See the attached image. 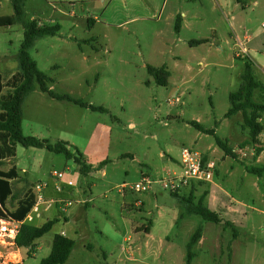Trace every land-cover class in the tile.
I'll return each mask as SVG.
<instances>
[{
    "label": "rangeland",
    "instance_id": "obj_1",
    "mask_svg": "<svg viewBox=\"0 0 264 264\" xmlns=\"http://www.w3.org/2000/svg\"><path fill=\"white\" fill-rule=\"evenodd\" d=\"M248 1L243 0L246 8L238 0L27 1L29 19L60 26L57 35L38 40L32 51L52 80L51 89L106 111L58 101L38 86L26 100L25 136L66 142L100 169L82 175L63 154L17 144L16 157L0 167L16 166L20 176L13 182L9 209L44 182L45 195L59 201L28 221L42 226L59 219L34 249H21L23 264H40L62 232L76 241L65 264H188L187 246L198 229L202 238L190 264H264V178L246 171L264 165V156L256 160L259 143L247 144L251 137L244 118L232 122L226 116L246 61L258 64L255 74L264 85V0ZM11 15V0H0V16ZM23 40V26L0 28L5 82L17 71ZM201 40L206 43L193 44ZM150 67L167 68L168 86L157 82ZM192 122L230 138L239 161L225 156L215 137ZM184 148L214 161L216 178L178 195L193 194L195 202L203 198L219 213L220 224L188 213L156 182L169 170L181 171ZM143 174L153 182L148 191L123 188L141 182ZM226 222L236 226L237 236Z\"/></svg>",
    "mask_w": 264,
    "mask_h": 264
},
{
    "label": "trees",
    "instance_id": "obj_2",
    "mask_svg": "<svg viewBox=\"0 0 264 264\" xmlns=\"http://www.w3.org/2000/svg\"><path fill=\"white\" fill-rule=\"evenodd\" d=\"M27 1L11 0L14 15L0 16V28L14 25H21L24 28V40L17 56V71L6 82L0 74V167L4 162L16 157L17 144H21L26 148L46 149L55 154H63L67 159L74 161L79 168L80 174L88 175L100 168L88 165L83 155L78 151L74 152L68 143L58 142L51 144L46 139L25 136L23 133V106L30 95L36 91L37 86L41 92L58 101L73 103L80 107L91 109L92 111H106L104 108L92 106L69 95L57 94L51 89L49 84L52 80L39 69L37 62L32 57V51L38 40L57 35L60 26L41 25L37 20L29 19L26 11ZM180 29L181 20L178 18L176 31L179 32ZM194 43L200 45L206 43V40L195 41ZM149 72L156 78L160 85L168 86L170 73L166 67L158 69L150 67ZM5 88L10 89L6 94L4 93ZM256 91L261 92V96L257 99L255 98ZM230 101L231 108L226 116L230 118L239 112L242 113L244 126L250 132L251 141L249 143H253L254 145L258 144L259 137L264 131V126L261 122L262 114H264V85L257 79L252 61H246L242 75V84L237 92L230 95ZM191 125L202 133L214 136L217 145L223 150L225 156L236 160L239 159L236 151L229 147L228 142L220 138L214 129L207 130L199 122H192ZM260 152L261 148L257 149V154ZM203 159L204 162L208 161L206 157H203ZM248 172L252 175L262 177L264 174V166L249 167ZM19 178L20 176L16 166H13L8 171L0 169V219H12L20 222L21 226L17 236V244L22 249L32 250L36 245V241L51 232L59 219L49 220L42 226H35L28 222V215L32 212L37 201V197L33 191L27 193L23 199L18 201L15 210L11 211L8 209V202L15 199L13 182ZM172 194L179 199L188 213L198 215L203 220L214 224L222 223L219 213L207 207L204 204L203 198L195 202L193 200V194L189 198L180 197L178 193ZM225 225L232 227L235 236H237L238 229L233 223L226 222ZM201 238L202 231L198 229L187 246L188 264L191 263L195 246ZM75 247V240L62 234H56L54 236L51 254L44 258L40 264H65L69 260Z\"/></svg>",
    "mask_w": 264,
    "mask_h": 264
},
{
    "label": "built area",
    "instance_id": "obj_3",
    "mask_svg": "<svg viewBox=\"0 0 264 264\" xmlns=\"http://www.w3.org/2000/svg\"><path fill=\"white\" fill-rule=\"evenodd\" d=\"M180 168L181 171H169L166 177L156 182L160 183L163 189L170 193H180L190 185L199 183L207 184L213 183L214 181L216 163L211 160L204 162L203 156L192 149L184 148L182 150ZM57 176L58 178H63L64 174L58 173ZM152 184L151 177L143 175L141 182L135 185L125 184L123 188H130L140 193L148 191ZM47 187V182L37 184L33 187L37 201L32 212L28 215V221H32L34 217H40L41 213L39 211L41 209L47 212L59 203V201L45 199L44 191ZM67 205L70 207L71 203L69 202ZM20 226V222L12 219H0V264H23L22 248L17 244ZM62 235L65 236V233L62 232Z\"/></svg>",
    "mask_w": 264,
    "mask_h": 264
},
{
    "label": "crops",
    "instance_id": "obj_4",
    "mask_svg": "<svg viewBox=\"0 0 264 264\" xmlns=\"http://www.w3.org/2000/svg\"><path fill=\"white\" fill-rule=\"evenodd\" d=\"M238 2L240 3V4H242L243 5V0L241 1V0H238ZM247 2H249L248 0H247ZM258 2L257 1H255V4H257ZM248 6V3H247V5L245 6V5H243V8H246ZM184 16H185V14H183V15H181L180 17H181V29H180V31L179 32H181V30H182V28H183V21H184ZM245 38L247 39V41L250 39V38H248V36H245ZM237 56H239V55H237ZM254 63V62H253ZM256 67H258V64L255 62L254 63V69L256 70ZM241 82H242V76H241ZM242 84V83H241ZM241 86V85H240ZM240 88V87H239ZM259 96H261V92L260 91H256L255 92V98L257 99ZM242 119V117H243V114L242 113H237V114H235V115H233L232 117H230L231 119H233L234 118V121H232V122H237V121H241L240 120V118ZM264 119V114H262V117H261V122H262V120ZM215 130V129H214ZM216 131V130H215ZM224 140V139H223ZM225 141H227L228 142V145H229V147H231L234 151H236V149L235 148H233L230 144H232V141H231V139L229 138V139H227V140H225ZM249 142H247V144H248ZM250 144V143H249ZM259 145H260V148H261V152L259 153V154H257V158H256V160H262L263 159V156H264V131H263V133L260 135V137H259ZM242 148V147H241ZM240 148V149H241ZM236 153H237V151H236ZM237 155H238V153H237ZM238 158H239V155H238ZM236 160V159H235ZM256 160H255V162H256ZM237 161H239V159L237 160ZM255 162H254V165H255ZM264 165H261V166H257V165H255V166H247L246 167V171L248 172V168L249 167H263ZM169 171H173V170H169ZM248 174L249 175H252V174H250L249 172H248ZM144 175V174H143ZM146 175V174H145ZM255 177H258L259 179H263L264 178V174H263V176L262 177H259V176H257V175H254ZM215 178H216V173H215V176H214V181H215ZM46 191V190H45ZM45 191H44V197H45V199L46 200H53V198H49V197H47L45 194ZM21 199H23V198H21ZM20 199H18L17 200V204H18V201H19ZM63 200H65V199H63ZM85 201H83L82 203H84ZM9 203V202H8ZM143 205V206H146L145 205V202L143 201V202H140V201H138V203H137V205ZM7 207H8V204H7ZM17 207V206H16ZM8 209H9V207H8ZM16 209V208H15ZM14 209V210H15ZM9 210H11V209H9ZM11 211H13V210H11ZM150 234H151V231H150ZM65 236L67 237V234H65ZM36 244H37V241H36Z\"/></svg>",
    "mask_w": 264,
    "mask_h": 264
}]
</instances>
